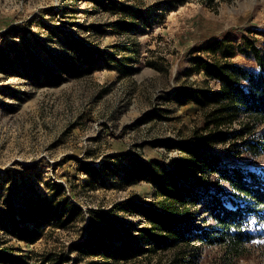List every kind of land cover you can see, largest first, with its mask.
<instances>
[{"label": "rangeland", "instance_id": "obj_1", "mask_svg": "<svg viewBox=\"0 0 264 264\" xmlns=\"http://www.w3.org/2000/svg\"><path fill=\"white\" fill-rule=\"evenodd\" d=\"M241 36L264 45V0H0V253L25 264H105L80 247L103 231L101 245L118 248L116 236L127 237L130 228L132 243L145 247L135 233L142 218L119 205L152 202L155 186L145 178L150 168L168 171L185 156L181 144L263 173L264 156H237L194 139L203 122L191 98L214 85L194 71L193 58H210L198 52L208 43L237 44ZM233 61L252 66L242 56ZM57 75L61 83L51 85ZM207 181L180 180L197 191ZM92 212L106 221L96 224ZM258 222L249 223L263 237L237 264H264ZM14 226L37 230V241L18 242ZM200 252L198 264L220 256L218 247ZM158 260L169 255L107 263Z\"/></svg>", "mask_w": 264, "mask_h": 264}, {"label": "trees", "instance_id": "obj_2", "mask_svg": "<svg viewBox=\"0 0 264 264\" xmlns=\"http://www.w3.org/2000/svg\"><path fill=\"white\" fill-rule=\"evenodd\" d=\"M200 51L211 57H194V71L202 72L206 84L214 87L198 91L191 98L200 107L203 122L201 133L195 132L194 139L198 145H225L229 153L237 156H264V45L250 36H241L237 44L224 39L208 43ZM236 56H242L252 66L234 62ZM87 69L93 70L92 60ZM60 71L69 73L71 68ZM60 77L50 76V84L61 83ZM180 148L185 156L181 154L173 160L170 170L150 168L145 179L155 186L152 202L146 206L134 202L119 205L121 210L142 218L135 233L145 247L132 243L134 231L130 228L127 237L116 236L121 245L118 248H111L110 242L106 248L101 245L106 241L102 231L97 233L98 238L93 233L96 240L85 241L80 252L88 249L89 255L103 258L105 264L109 260L129 261L139 255L166 253L169 260L164 264H198L202 247L220 248L214 264H237L246 255L248 244L263 237L249 222L253 218L258 223L264 221V172H255L246 165L222 164L214 155L204 158L186 144ZM188 176L209 180L210 185L203 191L186 187L180 180ZM223 198L234 209L224 205ZM35 210L43 212L41 208ZM92 213L91 220L96 224L106 221L99 213ZM11 232L18 242L27 244L35 243L39 237L37 230L25 227L14 226ZM0 263L25 264L16 256L1 253ZM68 263L64 258H46L42 264ZM156 264L162 263L158 260Z\"/></svg>", "mask_w": 264, "mask_h": 264}, {"label": "built area", "instance_id": "obj_3", "mask_svg": "<svg viewBox=\"0 0 264 264\" xmlns=\"http://www.w3.org/2000/svg\"><path fill=\"white\" fill-rule=\"evenodd\" d=\"M228 203H229L230 205L232 204V203H230V202H228ZM228 203H227V204H228ZM227 204H226V206H227L228 208H230V209H234L233 205L228 206Z\"/></svg>", "mask_w": 264, "mask_h": 264}]
</instances>
